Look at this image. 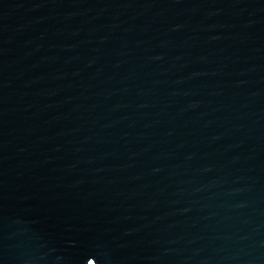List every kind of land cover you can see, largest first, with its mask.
<instances>
[{"label":"water","instance_id":"water-1","mask_svg":"<svg viewBox=\"0 0 264 264\" xmlns=\"http://www.w3.org/2000/svg\"><path fill=\"white\" fill-rule=\"evenodd\" d=\"M0 264H264V0H0Z\"/></svg>","mask_w":264,"mask_h":264}]
</instances>
